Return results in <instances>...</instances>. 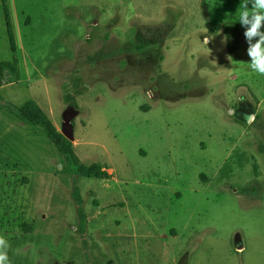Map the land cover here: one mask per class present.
<instances>
[{
	"label": "rangeland",
	"instance_id": "obj_1",
	"mask_svg": "<svg viewBox=\"0 0 264 264\" xmlns=\"http://www.w3.org/2000/svg\"><path fill=\"white\" fill-rule=\"evenodd\" d=\"M241 2L8 0L19 22V79L0 81L11 264H176L185 251L188 264H264V75L249 67ZM11 60L0 32V62ZM30 99L58 131L75 111L72 149L107 178L64 169L7 107Z\"/></svg>",
	"mask_w": 264,
	"mask_h": 264
},
{
	"label": "trees",
	"instance_id": "obj_2",
	"mask_svg": "<svg viewBox=\"0 0 264 264\" xmlns=\"http://www.w3.org/2000/svg\"><path fill=\"white\" fill-rule=\"evenodd\" d=\"M1 1L5 14L9 47L12 54H14L16 52L15 41L9 17L8 7L6 4V0ZM16 71V58L14 56L12 57L11 61L0 62V81H2V78L5 74H15ZM13 77L14 78L10 81L19 79V74L16 73ZM1 84L2 83L0 82V85ZM7 107L11 109L26 124L37 126L42 130L45 137L56 147L57 151L65 162L64 169L67 170L70 174L92 176L95 178L108 177V174L105 171L101 170L99 164L86 165L78 160L72 149V142L65 138L63 134L55 128L48 115L34 100H27L21 106L14 105L12 103H7ZM77 190V186L74 185L73 195L76 201L79 200L76 194Z\"/></svg>",
	"mask_w": 264,
	"mask_h": 264
},
{
	"label": "clouds",
	"instance_id": "obj_3",
	"mask_svg": "<svg viewBox=\"0 0 264 264\" xmlns=\"http://www.w3.org/2000/svg\"><path fill=\"white\" fill-rule=\"evenodd\" d=\"M249 3L251 9L248 8ZM239 10V23L246 29L244 36L248 44L249 67L252 72L264 75V0H242ZM10 247L8 240L0 235V264H11Z\"/></svg>",
	"mask_w": 264,
	"mask_h": 264
},
{
	"label": "water",
	"instance_id": "obj_4",
	"mask_svg": "<svg viewBox=\"0 0 264 264\" xmlns=\"http://www.w3.org/2000/svg\"><path fill=\"white\" fill-rule=\"evenodd\" d=\"M74 115H75V111L70 108L66 110L62 116L60 132L69 141H72L74 139L73 124H72V118ZM251 116L252 115H250L249 118ZM234 245L237 249L242 248V242L237 238V236H235L234 238ZM188 259H189V251H185L178 257V259L176 260V264H188Z\"/></svg>",
	"mask_w": 264,
	"mask_h": 264
},
{
	"label": "crops",
	"instance_id": "obj_5",
	"mask_svg": "<svg viewBox=\"0 0 264 264\" xmlns=\"http://www.w3.org/2000/svg\"><path fill=\"white\" fill-rule=\"evenodd\" d=\"M6 4H7V7H8L9 17H10V21H11V25H12V29H13L14 41H15V35H16L15 29L17 31V28L15 27V23H17L19 25V22H18V19H17L18 17H17L16 11H14L8 5V0H6ZM13 13H14V15H13ZM21 14H23V13H21ZM25 20L26 21L24 23H27L29 21V18L28 19L25 18ZM0 32H1V34H2L3 37H5L7 35L6 22H5V14H4V10H3V6H2V1L1 0H0ZM15 49H16V45H15ZM13 56H14V54H12V57ZM0 86H2V84Z\"/></svg>",
	"mask_w": 264,
	"mask_h": 264
},
{
	"label": "flooded vegetation",
	"instance_id": "obj_6",
	"mask_svg": "<svg viewBox=\"0 0 264 264\" xmlns=\"http://www.w3.org/2000/svg\"><path fill=\"white\" fill-rule=\"evenodd\" d=\"M243 107H244V104L242 105V103L240 102L238 105L237 112L241 114L243 112Z\"/></svg>",
	"mask_w": 264,
	"mask_h": 264
}]
</instances>
